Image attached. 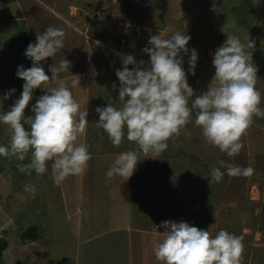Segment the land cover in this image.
Listing matches in <instances>:
<instances>
[{
  "label": "rangeland",
  "instance_id": "374dc122",
  "mask_svg": "<svg viewBox=\"0 0 264 264\" xmlns=\"http://www.w3.org/2000/svg\"><path fill=\"white\" fill-rule=\"evenodd\" d=\"M244 1L247 5L243 0H0V113L21 95L24 81L16 72L18 66H32L24 55L27 46L48 26L61 28L64 48L42 66L51 79L49 66L67 59L69 72L34 89L25 116L34 115L31 108L47 88L63 82L88 113L79 142L91 154L85 171L59 186L51 161L43 175H29L17 164L28 163L30 154L23 162L0 156V237L7 243L2 264H159L153 249L163 239V221H184L213 236L221 229L242 236V264H264V118H253L235 157L205 141L195 116L159 157H145L126 137L114 147L96 127L97 107L122 106L115 74L122 57L130 54L148 67L143 49L151 47L150 37L176 32L190 37L188 54L180 55L192 99L207 91L214 53L227 35L254 42L251 60L264 110V0ZM191 50L198 56L194 74L188 71ZM9 142L8 128L0 124V146ZM126 151L138 153L133 175L107 178L116 156ZM229 164L254 171L232 177ZM212 168L224 173L221 182L209 183ZM25 185L35 186L34 198ZM28 227L35 228L34 242L19 237Z\"/></svg>",
  "mask_w": 264,
  "mask_h": 264
},
{
  "label": "clouds",
  "instance_id": "9594fccd",
  "mask_svg": "<svg viewBox=\"0 0 264 264\" xmlns=\"http://www.w3.org/2000/svg\"><path fill=\"white\" fill-rule=\"evenodd\" d=\"M189 39L183 32L169 38L160 34L151 36L148 42L151 47L143 49L150 57L148 67H143L145 62L135 61L130 54L122 57L123 67L115 73L120 82L118 98L122 106L116 108L107 104L95 109L99 114L96 127L107 134L114 147L118 148L126 137L145 157H159L168 148V141L178 136L195 116L194 124L202 130L209 145L229 157L239 155L243 147L241 138L253 124V118H264V110L260 108L261 93L256 89L257 68L251 60L254 42L248 38L242 42L238 36L227 35L214 53L215 73L207 91L192 99L194 90L187 83L180 55L188 54ZM64 40L63 29L48 26L37 35L35 44L27 46L24 55L32 66L27 69L18 66L16 72L24 81L21 95L10 110L0 113V124L6 125L10 134L9 145L0 146V156L23 162L30 154L28 163L17 164L21 173L29 175L32 171L43 175L51 161L56 186L69 176L83 173L91 160L88 146L79 142L88 124V113L81 111L80 104L63 82L46 89V94L31 108L34 115L26 117L25 109L34 89L69 72L71 62L67 59L49 66L51 79L42 66V62L64 48ZM197 59V52L191 50L190 74H194ZM129 65H133L131 70ZM72 85H79L78 77ZM9 95L5 94L3 99H8ZM139 161L136 151L120 153L106 177L120 176L127 180ZM253 171L251 167L226 165L227 175L232 177H248ZM223 176L219 168H212L209 183H219ZM24 192L34 198L36 188L25 185ZM159 227L165 229L163 239L153 249L159 264H242V236L224 229L213 236L208 230L184 221H163Z\"/></svg>",
  "mask_w": 264,
  "mask_h": 264
},
{
  "label": "trees",
  "instance_id": "16d2710c",
  "mask_svg": "<svg viewBox=\"0 0 264 264\" xmlns=\"http://www.w3.org/2000/svg\"><path fill=\"white\" fill-rule=\"evenodd\" d=\"M243 3L247 5V3L243 0ZM245 14H250L251 15V12L248 11V10H244ZM35 94H36V91H35ZM19 237L21 239H27L29 240L30 242H34L36 240V234H35V228L33 227H28L26 228L25 230H23L21 232V234L19 235ZM7 247V243L6 241L0 237V264H2V261H1V258H2V252L5 250V248Z\"/></svg>",
  "mask_w": 264,
  "mask_h": 264
},
{
  "label": "crops",
  "instance_id": "0c3cea01",
  "mask_svg": "<svg viewBox=\"0 0 264 264\" xmlns=\"http://www.w3.org/2000/svg\"><path fill=\"white\" fill-rule=\"evenodd\" d=\"M11 1V0H10ZM79 89H77V91H78Z\"/></svg>",
  "mask_w": 264,
  "mask_h": 264
}]
</instances>
